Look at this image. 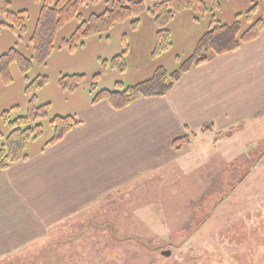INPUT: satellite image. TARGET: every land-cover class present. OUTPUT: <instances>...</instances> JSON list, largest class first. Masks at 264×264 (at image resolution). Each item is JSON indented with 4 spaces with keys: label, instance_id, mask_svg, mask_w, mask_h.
<instances>
[{
    "label": "rangeland",
    "instance_id": "obj_1",
    "mask_svg": "<svg viewBox=\"0 0 264 264\" xmlns=\"http://www.w3.org/2000/svg\"><path fill=\"white\" fill-rule=\"evenodd\" d=\"M113 1L89 0L88 5L80 9V15L86 21L92 15L104 13ZM144 1L145 12L136 28L132 26L134 20H128L107 35L89 38L83 48L71 53L61 48V43L79 27L80 21L73 20L58 33L55 50L46 64H34L25 76L14 63L10 68L12 82L6 84L0 77V133H9L2 114L9 111L10 120L26 116L29 101L35 95L38 106L51 104L49 120L43 122V135L31 145V149L44 148L54 137L50 121L56 116H75L85 110L95 93L114 90L117 83L124 84L125 88L144 83L159 68L170 74L177 71L193 54L196 43L208 32L213 20L224 26H231L238 20L241 33H244L253 23L264 19V0H202L209 12L200 16L186 11L176 16L167 28L172 46L158 55L156 44L160 28L148 14L155 2ZM255 5L257 10L249 14ZM40 9L41 4L35 0H11L10 11L28 12L27 30L22 35L17 30L3 29L0 54L16 48L27 58L34 57L29 41L36 29ZM189 15L194 16L191 21L186 20ZM5 21L0 14V23ZM125 50V71L121 72L112 61ZM65 76H85V79L74 93H67L60 88V80ZM44 77L48 79L44 87L27 92L30 82ZM256 132L264 135V127ZM257 144L245 153V157L233 162H226L222 155L216 158L224 151L222 148L215 154L216 147L208 157L202 156L203 159L196 163L190 160L192 165L186 161L198 167L193 173L189 171L182 177H172L173 187L167 186L164 192L123 195L124 200L121 199L119 205H109L101 212V218L108 220L97 223L87 218L81 226H75L74 236L78 239L74 241L71 258H54L52 263L264 264V137ZM205 149H211V143ZM131 202L134 206L129 209ZM119 216L121 218L117 219ZM81 230H91L102 236L84 242L85 249L83 243H78L84 237L79 235ZM130 237L139 239L140 244L128 242ZM48 241L41 246L47 248L54 244ZM37 253L27 251L21 254L22 258L2 260L0 264H30L33 258L29 256ZM48 261L51 262L50 258L44 259L43 264Z\"/></svg>",
    "mask_w": 264,
    "mask_h": 264
},
{
    "label": "crops",
    "instance_id": "obj_2",
    "mask_svg": "<svg viewBox=\"0 0 264 264\" xmlns=\"http://www.w3.org/2000/svg\"><path fill=\"white\" fill-rule=\"evenodd\" d=\"M74 115L81 124L61 141L31 149L33 142L26 161L0 170V261L27 251L38 252L30 264L71 258L75 226L108 220L101 212L123 195L164 192L172 177L193 173L192 163L216 147L215 154L224 149L216 158L226 162L245 157L264 137L256 132L264 127V29L239 50L185 73L164 97L140 98L120 110L91 102ZM182 138L189 143L177 151L173 143ZM79 235L85 249L84 242L102 236ZM48 240L54 244L42 247Z\"/></svg>",
    "mask_w": 264,
    "mask_h": 264
},
{
    "label": "trees",
    "instance_id": "obj_3",
    "mask_svg": "<svg viewBox=\"0 0 264 264\" xmlns=\"http://www.w3.org/2000/svg\"><path fill=\"white\" fill-rule=\"evenodd\" d=\"M41 4V9L33 36L30 38V45L34 51V57L29 59L19 52L16 48L0 54V77L6 84L12 82L10 68L17 63L23 75H27L34 64L44 65L50 55L55 50V40L60 30L73 20H79L80 25L69 39L63 40L61 48H67L71 53L77 52L86 45L89 38L107 35L110 31L128 20H134L132 26L136 28L140 17L145 12L144 0H114L108 4V8L100 15H92L84 21L80 15V9L88 5L89 0H35ZM102 0H94L100 2ZM153 7L148 9L160 31L157 33L156 53L158 55L168 51L172 44L169 24L173 19L186 11H192L200 16L206 15L209 10L202 0H152ZM11 0H0V14L6 21L0 23V33L3 29L19 31L25 34L27 27L26 21L29 16L27 11H10ZM258 6L255 5L249 14L254 13ZM238 18L240 15L237 16ZM264 29V19H259L244 33H241V25L237 20L231 26L217 24L213 20L208 32L198 41L193 54L180 65V68L168 73L164 68L157 69L154 76L141 84L132 87H124V84L117 83L114 90H104L95 93L92 104L107 102L113 109L120 110L140 98L164 97L174 84L190 70L202 66L214 57L233 53L242 44L256 40ZM127 48V46H126ZM127 50L113 59L112 63L125 71V56ZM95 76L93 92L96 91ZM27 78V77H26ZM85 76H65L60 80V88L63 92L74 93L84 81ZM28 81V79H26ZM48 82L46 77L37 78L27 86V92L44 87ZM37 97L34 95L28 105L26 116L10 120V112L2 114L4 123L8 125L9 133H0V170L8 169L12 164L26 161L29 158V145L38 140L43 135V122L49 120L51 104L38 106ZM81 124L76 116H56L50 121L54 130V137L46 143V147L61 141L71 130ZM213 128V125L204 127L203 132ZM233 132L218 134L217 139L230 137ZM189 143L188 138L178 139L173 143L175 150L179 151ZM128 242L140 244L139 239L133 237ZM154 242V241H153Z\"/></svg>",
    "mask_w": 264,
    "mask_h": 264
},
{
    "label": "flooded vegetation",
    "instance_id": "obj_4",
    "mask_svg": "<svg viewBox=\"0 0 264 264\" xmlns=\"http://www.w3.org/2000/svg\"><path fill=\"white\" fill-rule=\"evenodd\" d=\"M167 254H170V252H168Z\"/></svg>",
    "mask_w": 264,
    "mask_h": 264
}]
</instances>
